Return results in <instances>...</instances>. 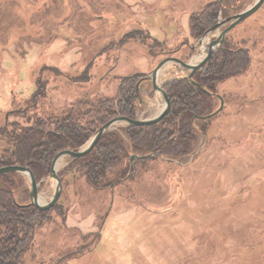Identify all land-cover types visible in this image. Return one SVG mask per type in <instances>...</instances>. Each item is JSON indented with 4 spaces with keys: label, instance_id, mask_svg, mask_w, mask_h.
<instances>
[{
    "label": "rangeland",
    "instance_id": "1",
    "mask_svg": "<svg viewBox=\"0 0 264 264\" xmlns=\"http://www.w3.org/2000/svg\"><path fill=\"white\" fill-rule=\"evenodd\" d=\"M218 1L0 0V158L13 130L37 117L60 119L80 101L115 99L122 79L149 75L167 58L195 61L200 38L191 22ZM221 2L218 22L256 0ZM228 38L251 64L218 85L225 108L195 161L139 163L133 181L97 190L75 171L61 178L65 157L62 197L38 225L25 264H264V4ZM163 72L164 86L189 74L176 64ZM139 95L137 119L163 109L152 82ZM39 184L45 204L56 182ZM19 202H30L28 179Z\"/></svg>",
    "mask_w": 264,
    "mask_h": 264
},
{
    "label": "trees",
    "instance_id": "2",
    "mask_svg": "<svg viewBox=\"0 0 264 264\" xmlns=\"http://www.w3.org/2000/svg\"><path fill=\"white\" fill-rule=\"evenodd\" d=\"M223 7L218 1L194 15L195 20L192 17L191 28L196 39L217 24ZM250 64L248 50L235 46L227 36L205 69L197 71L193 77L204 89L186 78L170 81L164 90L171 101V109L164 119L154 125L124 126L105 133L92 152L69 162L61 178L69 177L75 171L93 188L113 190L120 183L134 180L139 163L163 161L167 165L187 167L202 152L198 153L197 146L202 136L207 142L210 121L223 112L210 120L204 119L221 106L218 85L242 74ZM146 76L134 74L122 79L115 99L83 100L60 119L47 121L37 117L34 125L24 127L16 134L13 130L6 138L8 148L2 150L0 168L28 166L38 183L48 178L53 160L59 153L80 150L111 120L119 117L137 119L141 107L137 86ZM3 132L6 135L7 128ZM152 154L154 156L147 157ZM132 156L147 158H136L131 162ZM190 157H193L191 161L184 164L183 160ZM25 191L27 179L23 175L8 173L0 176V264H25L24 258L33 244L35 231L51 212L27 206L30 202L21 204L19 195Z\"/></svg>",
    "mask_w": 264,
    "mask_h": 264
},
{
    "label": "water",
    "instance_id": "3",
    "mask_svg": "<svg viewBox=\"0 0 264 264\" xmlns=\"http://www.w3.org/2000/svg\"><path fill=\"white\" fill-rule=\"evenodd\" d=\"M222 1V0H221ZM264 4V0H256V2L243 12L236 14L234 16L227 17L225 19H220L219 22L215 26H213L210 30H208L198 41V44H195L192 48L193 51L200 50L202 41L212 32L220 30L221 28L224 27L223 31L220 33V35L213 40L208 48L206 49V56L205 58L197 65L191 64V62L183 61L178 58H167L160 62V64L157 66V68L149 75H147L144 79H142L138 86H137V93H140L141 85L143 83H147L148 81L152 82L153 85V90L155 92H158L162 95L163 100H164V107L163 109L153 116L152 118H148L145 120L142 119H129L126 117H119L114 120H111L104 126H102L93 136L92 138L78 151H63L59 153L55 159L53 160L52 166H51V172L49 175V178L54 180L56 182L55 186V191L53 194L52 199L43 204L40 201V184L37 182L32 170L28 166H21V165H15V166H7L0 168V176L8 173H18L21 174L25 177H27L29 184H30V203L27 206H33L36 209L40 211H49L52 209L60 200L63 194V183L61 181V178L59 176V173L57 170V165L60 162L61 159L65 157H69V161L79 159L81 157L86 156L90 152L93 151V149L96 147L98 144L99 140L101 137L107 133L110 132L113 128L117 126H149V125H154L160 122L162 119L166 117V115L169 113L171 109V101L166 94L163 86L164 85H159L158 80L164 69L168 65L171 64H176L180 66L182 69L189 71L188 76L185 78L188 79L193 85L198 86L201 89H204L201 85L196 84L193 80L194 75L196 74L197 71L204 70L206 65L209 63L211 60L213 54L217 51L219 47H221L222 43L224 42L225 38L228 36V34L240 23L244 22L248 18H250L252 15H254ZM198 46V48H197ZM178 79V78H176ZM172 81V80H171ZM140 96V95H139ZM221 101V106L217 112L214 114L205 117L204 119L210 120L214 116H216L218 113L222 112L224 110V99L221 96H218ZM141 101V100H140ZM154 156V154L149 155L147 157ZM145 157H139V156H132L131 157V162H133L134 159L136 158H147Z\"/></svg>",
    "mask_w": 264,
    "mask_h": 264
},
{
    "label": "bare ground",
    "instance_id": "4",
    "mask_svg": "<svg viewBox=\"0 0 264 264\" xmlns=\"http://www.w3.org/2000/svg\"><path fill=\"white\" fill-rule=\"evenodd\" d=\"M211 43V37L208 35L203 41H202V44H201V47H200V50H199V55H197L195 57V61H192L191 64L193 65H197L199 64L206 56V49L207 47L209 46V44ZM164 73V72H163ZM164 75V74H163ZM161 110L158 111V113L160 112ZM157 113V114H158ZM155 116V115H153ZM152 116V117H153ZM150 117V118H152ZM66 159L63 158L60 160V162L58 163L57 165V170H59L60 168H62L65 164H66Z\"/></svg>",
    "mask_w": 264,
    "mask_h": 264
},
{
    "label": "flooded vegetation",
    "instance_id": "5",
    "mask_svg": "<svg viewBox=\"0 0 264 264\" xmlns=\"http://www.w3.org/2000/svg\"><path fill=\"white\" fill-rule=\"evenodd\" d=\"M227 17H230V16L222 17V19H225ZM38 96H39V93H37V94L34 93V94H32V96H30L31 98L29 100L33 101L34 106H35V104H37L39 102ZM26 101H28V99Z\"/></svg>",
    "mask_w": 264,
    "mask_h": 264
},
{
    "label": "crops",
    "instance_id": "6",
    "mask_svg": "<svg viewBox=\"0 0 264 264\" xmlns=\"http://www.w3.org/2000/svg\"><path fill=\"white\" fill-rule=\"evenodd\" d=\"M141 109V108H140Z\"/></svg>",
    "mask_w": 264,
    "mask_h": 264
}]
</instances>
